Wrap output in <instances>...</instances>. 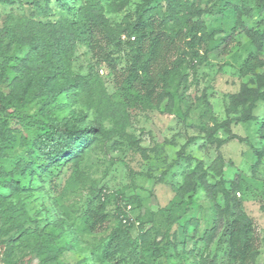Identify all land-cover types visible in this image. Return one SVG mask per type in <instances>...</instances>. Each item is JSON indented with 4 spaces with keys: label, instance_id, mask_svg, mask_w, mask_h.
Returning <instances> with one entry per match:
<instances>
[{
    "label": "trees",
    "instance_id": "16d2710c",
    "mask_svg": "<svg viewBox=\"0 0 264 264\" xmlns=\"http://www.w3.org/2000/svg\"><path fill=\"white\" fill-rule=\"evenodd\" d=\"M132 1L56 0L61 12L67 13L52 19L50 0H33L37 13H9L2 20L5 24L0 27V115L6 118H0V188L8 189L12 197L0 194V219L3 234L15 232L7 238L9 260L16 243L27 244L31 237L34 245L30 251L42 255L36 264H52L64 251L79 246V232H96L113 215L118 217L119 225L102 244L89 250L90 256L101 248V260L111 261L133 244L128 236L134 223L128 215L131 203L121 195L100 189L99 203L86 210L78 226L62 215L52 221L47 213L41 227L34 205L40 196L35 191L42 197L43 193L50 194L41 187L33 189L32 182L53 166L79 163L96 140L105 135L104 120H115L123 128L138 109L159 108L164 102L170 110L182 107L180 90L187 67L207 63L212 54L225 57L224 64L236 68L239 77H249L239 92L230 95L231 111L240 112L235 119H257L253 109L259 102L264 104V0H136L132 14L120 20L108 16ZM17 2L21 0H0V7H12ZM37 14L44 19H36ZM204 14L214 16L212 24L202 18ZM5 38L7 41L3 42ZM77 44H84L92 53L94 64L86 73L72 71ZM109 47L116 51L127 49V63L122 71H118ZM100 65H105L113 75L112 93L94 69ZM5 82L8 93L1 89ZM204 101L203 116L211 110L210 103L205 98ZM32 104L37 108L30 113ZM10 105L14 107L11 112ZM10 119L14 120L13 125ZM231 119L220 126L228 128ZM216 127L206 128L209 143L224 142L212 137ZM259 133L264 138V130ZM253 151L257 156L255 167L264 156V148L253 147ZM6 157L13 161L10 169L2 162ZM182 157L183 150L176 154L171 166L179 167ZM221 167V162L214 160L210 170L219 171ZM208 174L201 159L194 166L188 161L175 195L181 202L186 197L188 204H192L193 192L201 187L214 208L212 225L199 240L212 243L219 239L226 261L248 264L257 257L259 244L251 218L241 211L237 197L240 181L226 184L224 179H218L211 183ZM54 200L52 214L58 215L59 199ZM198 211L189 213L179 224L177 239L184 249L190 240H198ZM139 219V246L143 254L135 264H163L158 246L151 241L154 225L143 231L144 221ZM28 222L35 224L34 229L26 225ZM43 242L48 245L43 247ZM189 251L193 252L191 248ZM202 261L201 264H216Z\"/></svg>",
    "mask_w": 264,
    "mask_h": 264
},
{
    "label": "rangeland",
    "instance_id": "374dc122",
    "mask_svg": "<svg viewBox=\"0 0 264 264\" xmlns=\"http://www.w3.org/2000/svg\"><path fill=\"white\" fill-rule=\"evenodd\" d=\"M33 0H21L12 7H0V27L5 24V16L37 13L32 6ZM42 1V0H40ZM136 0L118 13H108L113 20H120L132 14ZM52 8L50 17L55 19L67 13L61 12L56 0H50ZM70 15V14H67ZM37 19H44L37 14ZM207 23L212 24L214 16H202ZM221 36V35H220ZM5 38L3 42H6ZM244 41V37H242ZM112 49V50H111ZM112 59L118 69L122 71L127 63V49L116 51L112 47ZM3 58L0 56V64ZM225 57L212 54L209 61L202 65L187 67L186 78L181 86V103L179 109L171 110L164 102L159 108L138 109L129 117L125 127L118 126L115 120L106 119L103 122L105 135L100 136L92 147L85 153L79 163H67L53 166L41 173L40 178L32 182L33 189L43 188L50 196L35 191L39 200L34 203L39 213L36 215L42 227L47 213L48 218L56 220L59 215L75 221L76 225L88 208L99 203L97 193L100 189L117 193L131 203L129 216L132 217V226L128 229L129 243H133L126 251L116 255L111 261H102L100 249H95V256H90L89 250L102 244L110 232L119 225L117 216L110 219L96 232H79L80 242L78 247L64 251L58 261L52 264H135L142 252L140 243L139 217L144 221L142 230L149 229L152 233L151 241L158 246L159 259L163 264H201L203 259L216 264H236L225 260L223 257L224 246L215 239L208 243L199 240V237L212 224L213 202L206 196L201 187L193 192L194 203L188 204L186 197L183 202L176 197V187L182 181L188 161L196 164L201 159L208 171L211 183L224 179L228 184L232 180L240 181V191L237 197L241 201V211L251 218L255 235L258 237L259 252L257 257L248 264H264V156L257 161L253 147L264 148V138L259 131L264 130V104L259 102L253 109L258 115L257 119L249 122L238 121L235 118L240 112H232L230 108V95L241 89L243 82L249 77H239L236 68L224 64ZM94 64L92 53L84 44H77L72 63L73 73H86L90 65ZM97 69L109 93L115 91L112 73L105 65ZM264 70V68H263ZM1 89L8 93L7 82ZM204 98L210 103L211 110L203 116L205 108ZM72 108V106H70ZM37 106L32 104L30 113L35 112ZM10 105L8 111H13ZM233 117V119H231ZM0 118H6L0 115ZM226 119H231L227 127L220 126ZM11 124L14 120L10 119ZM212 137L223 139L209 143L206 134L207 127H214ZM235 135L244 138L239 140ZM247 139V140H245ZM183 150L180 166H171L176 154ZM20 149H18L19 153ZM14 154V152H10ZM25 157V153H21ZM188 156H193L190 160ZM214 160L221 162L219 171L211 172L210 165ZM8 169L13 165L10 157L2 160ZM43 179V180H42ZM28 184V179L26 180ZM0 194L11 198L12 193L6 188H0ZM15 198V197H13ZM54 198L59 199L61 212L53 215ZM188 207V208H187ZM172 208V210H171ZM29 209V207H28ZM198 211L199 233L198 240H190L184 249L180 234V222H183L189 213ZM48 211V212H47ZM186 211L185 213H183ZM136 218V221H135ZM170 220V222L168 221ZM34 229L35 224H26ZM0 219V264H36L41 260V253L30 251L34 239L29 237L25 244L18 241L13 248V258L9 260L7 253V238L14 235V231L3 234ZM43 247L48 245L43 242ZM135 246V248H134ZM189 248L193 252L189 251ZM19 257V259H18ZM44 257V255H43ZM86 257V261L82 259Z\"/></svg>",
    "mask_w": 264,
    "mask_h": 264
},
{
    "label": "built area",
    "instance_id": "2783aa9c",
    "mask_svg": "<svg viewBox=\"0 0 264 264\" xmlns=\"http://www.w3.org/2000/svg\"><path fill=\"white\" fill-rule=\"evenodd\" d=\"M127 208L129 209L130 208V205Z\"/></svg>",
    "mask_w": 264,
    "mask_h": 264
}]
</instances>
